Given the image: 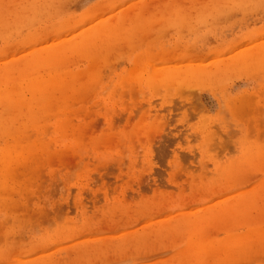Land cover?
<instances>
[{"label": "rangeland", "instance_id": "rangeland-1", "mask_svg": "<svg viewBox=\"0 0 264 264\" xmlns=\"http://www.w3.org/2000/svg\"><path fill=\"white\" fill-rule=\"evenodd\" d=\"M262 4L0 0V264H260Z\"/></svg>", "mask_w": 264, "mask_h": 264}, {"label": "bare ground", "instance_id": "bare-ground-1", "mask_svg": "<svg viewBox=\"0 0 264 264\" xmlns=\"http://www.w3.org/2000/svg\"><path fill=\"white\" fill-rule=\"evenodd\" d=\"M92 37H95V35H93ZM262 43V42H261ZM264 43H262V44H260V45H258V46H261V45H263ZM60 49H62V48H60ZM54 53H55V50L53 49V51L51 50V51H49L48 53H46V54H44V53H40L37 57H38V59H40V60H42V59H46V57L47 56H50V55H54ZM59 54V53H58ZM55 55H57V53L55 54ZM249 56V58L252 60V59H259V58H262V56H264V45L260 48V47H258L257 49H255L254 51H250L249 50V52L248 53H243V55H241V56H238V55H233V59H234V61H238V59H243V57H245V56ZM36 56V55H35ZM58 56V55H57ZM33 57V56H32ZM32 57H29L28 59H30V58H32ZM36 57V58H37ZM62 58V57H61ZM190 58V57H189ZM248 58V59H249ZM37 60V59H36ZM30 61H34L33 59L31 60L30 59ZM39 61V60H38ZM26 63V62H25ZM223 62H220V63H218L217 65H218V67H220L221 65H223L222 64ZM211 67V66H210ZM207 68V66L206 65H204L203 67H200L199 66V71L200 72H203V73H205V72H207V73H209V72H212L210 69L211 68ZM218 67H217V69H218ZM216 70V69H215ZM168 76V75H167ZM141 78V79H140ZM169 78H171V77H169ZM138 79H140V81L143 79V77H139L138 76ZM167 79V78H166ZM45 80V79H44ZM41 81V80H40ZM47 81V80H46ZM45 81V82H46ZM147 81L148 82H150L151 81V78L150 77H148L147 78ZM33 82H36V80L35 81H33ZM14 88V87H13ZM12 88V89H13ZM15 90L16 89H13V91L11 90V91H9V90H7L6 91V95L7 96H11L12 94H14V92H15ZM1 92H3V91H1ZM0 92V93H1ZM17 92V91H16ZM186 92V91H185ZM191 92V91H190ZM139 95V94H138ZM0 96H1V94H0ZM2 97V96H1ZM15 97V96H14ZM16 97H18V94H17V96ZM1 99V102H3L2 101V98H0ZM8 99V98H7ZM12 100H13V98H12ZM16 100V99H15ZM5 104H7V103H5ZM143 107V106H142ZM137 116V115H136ZM174 117V116H173ZM124 119V118H123ZM172 120V119H171ZM173 121V120H172ZM169 133V132H168ZM161 136V135H160ZM159 138V137H158ZM157 140V139H156ZM162 140V139H161ZM156 149V148H155ZM180 153H181V151H180ZM185 155L183 154V156H182V158L184 157ZM184 165V164H183ZM115 167V166H114ZM112 168V167H111ZM104 174V173H103ZM111 174H112V172H111ZM111 179V178H110ZM106 235V234H105Z\"/></svg>", "mask_w": 264, "mask_h": 264}, {"label": "snow or ice", "instance_id": "snow-or-ice-1", "mask_svg": "<svg viewBox=\"0 0 264 264\" xmlns=\"http://www.w3.org/2000/svg\"><path fill=\"white\" fill-rule=\"evenodd\" d=\"M262 7H264V4H262ZM250 264H256L255 261H251ZM260 264H264V257H262Z\"/></svg>", "mask_w": 264, "mask_h": 264}]
</instances>
